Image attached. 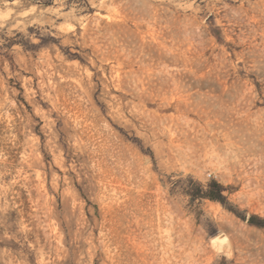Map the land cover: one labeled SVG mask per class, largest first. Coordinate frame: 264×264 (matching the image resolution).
Wrapping results in <instances>:
<instances>
[{
    "label": "rangeland",
    "instance_id": "obj_1",
    "mask_svg": "<svg viewBox=\"0 0 264 264\" xmlns=\"http://www.w3.org/2000/svg\"><path fill=\"white\" fill-rule=\"evenodd\" d=\"M0 264H264V0H0Z\"/></svg>",
    "mask_w": 264,
    "mask_h": 264
},
{
    "label": "bare ground",
    "instance_id": "obj_2",
    "mask_svg": "<svg viewBox=\"0 0 264 264\" xmlns=\"http://www.w3.org/2000/svg\"><path fill=\"white\" fill-rule=\"evenodd\" d=\"M226 239V236L225 235H220V236H217V237H214L211 239V242L213 244L217 243L218 241H224Z\"/></svg>",
    "mask_w": 264,
    "mask_h": 264
},
{
    "label": "trees",
    "instance_id": "obj_3",
    "mask_svg": "<svg viewBox=\"0 0 264 264\" xmlns=\"http://www.w3.org/2000/svg\"><path fill=\"white\" fill-rule=\"evenodd\" d=\"M206 196H209V197H214V195H212V194H208V195H201V197H206Z\"/></svg>",
    "mask_w": 264,
    "mask_h": 264
}]
</instances>
